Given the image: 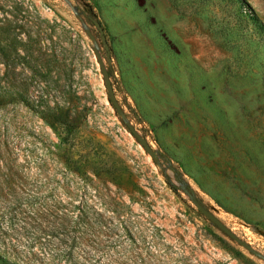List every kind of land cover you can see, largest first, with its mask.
Instances as JSON below:
<instances>
[{"label": "rangeland", "instance_id": "obj_1", "mask_svg": "<svg viewBox=\"0 0 264 264\" xmlns=\"http://www.w3.org/2000/svg\"><path fill=\"white\" fill-rule=\"evenodd\" d=\"M3 99L0 264H264V0H0Z\"/></svg>", "mask_w": 264, "mask_h": 264}, {"label": "water", "instance_id": "obj_2", "mask_svg": "<svg viewBox=\"0 0 264 264\" xmlns=\"http://www.w3.org/2000/svg\"><path fill=\"white\" fill-rule=\"evenodd\" d=\"M93 21L101 33L102 41L104 42L105 47L108 49L109 46L107 43V38L105 36L104 29H103L101 23L97 20H93ZM100 66L102 68V72H103V76L105 79L108 95H109L110 101L113 104L114 108L120 114L123 121L126 122L127 126L131 130V132L140 140V142L144 146L145 150L153 157V159L157 163H159L160 157H159L158 152L154 148H152V146L147 142L146 139H143L141 137V135L138 133V131L135 129V127L127 120V115L124 112V110L122 109V107H121V105H120V103L116 97V94H115V91H114V88H113V85H112V82L110 79L109 71L106 68L101 57H100ZM175 179H176V181L180 182L179 178L175 177ZM182 188H183L184 192H186V193H188V195L192 196L188 187L183 186ZM194 202L201 212H203L205 215H207L214 223H216L220 228H222L224 231H226L231 237H233L235 240H237L240 244L244 245L248 249L252 250L255 254H257L261 257H264V255H262L260 252H258L256 250H254L249 244H247L245 241H243L241 238H239L234 232L229 230L216 216H214L212 213H210L198 200L194 199Z\"/></svg>", "mask_w": 264, "mask_h": 264}, {"label": "trees", "instance_id": "obj_3", "mask_svg": "<svg viewBox=\"0 0 264 264\" xmlns=\"http://www.w3.org/2000/svg\"><path fill=\"white\" fill-rule=\"evenodd\" d=\"M8 102H10L9 99L0 100V104H4V103H8ZM50 117H52V119H53L52 122H50V125L52 126V128H54L55 130H57L58 127H59L58 125L63 126V136H62V139L64 141H68V138H69L72 130L78 127L77 124L74 123V121H71V120L61 119V118H59L56 115H52ZM163 157H164L165 161L167 162L168 167H170L174 171L175 177L179 178V180H180L181 183H184L185 180L182 177L180 171L172 164L171 160L167 156L164 155ZM162 173L164 174V177L166 178V181L169 184V186L175 192H177L178 191V185L173 182L172 178L167 173H165L164 171H162Z\"/></svg>", "mask_w": 264, "mask_h": 264}]
</instances>
